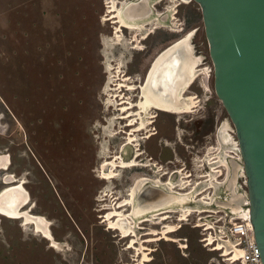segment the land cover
I'll list each match as a JSON object with an SVG mask.
<instances>
[{
  "label": "rangeland",
  "instance_id": "1",
  "mask_svg": "<svg viewBox=\"0 0 264 264\" xmlns=\"http://www.w3.org/2000/svg\"><path fill=\"white\" fill-rule=\"evenodd\" d=\"M109 1L0 0V154L9 160L7 168L0 170V191L22 182L29 200L21 209L43 216L59 243L54 249L31 223L0 214V264L137 263L142 254L132 258V248L127 253L129 237L107 229L99 205L112 206L121 191L120 201L123 197L127 201L124 191L132 179L152 176L160 166L167 173L162 179L177 181L185 175L186 190L192 191L208 186L210 161L217 159L216 168L221 169L218 159H240L233 125L214 91L202 18L192 20L191 10L201 16L197 3L149 0L154 11L162 14L158 17L162 25L152 21L156 27L149 23L139 31L121 29L119 38ZM121 1L114 0L115 5ZM190 30L194 53L203 57L201 66L208 68V90L197 78L185 93L197 96L194 107L178 114L152 110L151 123L134 132L137 110L133 105L139 85L156 56ZM222 126L234 138L235 148L219 142ZM150 130L157 133L146 138ZM134 134L138 146L130 140ZM127 142L131 144L123 146ZM134 148L139 149V162L148 166L120 169L121 179L112 182L98 178L95 170L100 159H121L120 152L128 159ZM7 174L14 180L4 183ZM108 186L114 198L97 201ZM216 187L214 183L195 195L211 192L224 200L227 188L220 184L213 192ZM237 187L246 191L243 178H238ZM187 205L194 208L184 220H178L182 209L175 205L166 210L170 217L162 224H140L134 246L143 244L148 248L143 252L151 258L143 264H216L230 255L218 244L213 250L200 240L212 229L216 237L223 224L222 219L216 220L232 213L214 203ZM165 224L177 228L159 234ZM160 236L165 237L148 241Z\"/></svg>",
  "mask_w": 264,
  "mask_h": 264
},
{
  "label": "water",
  "instance_id": "2",
  "mask_svg": "<svg viewBox=\"0 0 264 264\" xmlns=\"http://www.w3.org/2000/svg\"><path fill=\"white\" fill-rule=\"evenodd\" d=\"M145 1L131 0L128 5V13L134 5H145L136 21H147L154 13L149 0ZM193 1L201 12L214 91L231 120L240 155V159H229L243 171L238 178L244 179L246 191L239 210L252 225L264 264V0ZM175 196L146 183L136 202L151 211Z\"/></svg>",
  "mask_w": 264,
  "mask_h": 264
},
{
  "label": "bare ground",
  "instance_id": "3",
  "mask_svg": "<svg viewBox=\"0 0 264 264\" xmlns=\"http://www.w3.org/2000/svg\"><path fill=\"white\" fill-rule=\"evenodd\" d=\"M110 1L109 2L111 3V5L109 6V10L113 12L112 15L114 17L115 23H117L115 26V30H116V36L119 38H120L121 28H128L130 30L139 31L145 29V25L149 23H151L153 27H156L155 26L156 23H153L152 21H156L158 26L162 25V24L160 25L158 22L159 20L158 17H160L162 14L155 12L152 5H150V8H152V10L154 11L153 17L147 19V21H136L138 18L143 16L144 11L146 10L144 4L134 5L135 7H132L130 12L128 13L127 8L128 5H130L131 0H127V1L124 0L121 2H117L118 3L117 5H115L116 3L114 2V0H110ZM147 1L148 0H146L145 2ZM182 1L186 2L187 0H182ZM192 34L193 32L190 30L183 37L171 43L164 50H162L152 62L150 68L146 73L143 83L139 85V97L136 103L134 104V106H136L137 108L135 114H137V118L140 120V125L135 126L136 128L134 132L136 131V129L139 130V128L144 127V125L149 123V121L147 120L149 119L148 117L152 114L150 112V109L155 108L161 111H167L173 113L175 112L178 114L185 111H189L191 107L195 106L194 103H196V101L193 100L194 97L185 95V92L187 91L188 86L191 84L195 76L202 71L199 69V66L202 65L203 57L201 55L194 53L193 46L190 43V37L192 36ZM202 72H203L202 73L203 76L206 77L207 72H205V70ZM158 77H160L161 80ZM204 88L205 90L208 89L206 84L204 85ZM121 109L123 112L125 111L124 106ZM133 121H134L133 119L130 120V122ZM144 121H147V123H144ZM218 137H219L218 138L219 142L226 143L227 139L230 136L228 134L222 135V133L219 132ZM130 140L137 142L135 145L136 146L138 145L137 136L135 134L133 135V137L130 138ZM138 153L139 152L137 150L136 154ZM227 162L228 164L224 159H218V163H221L220 164L221 169L218 168L215 169L217 173L220 172L219 174H221V176L224 174V170L226 169V174H225L226 176L223 179V181L216 183L218 187L220 186V184L227 183L226 188L229 191V196L226 197L223 201L218 200L216 198L217 196L215 195V193L212 194L211 192L209 194H202L200 197H196L194 190L181 193L164 188L167 191L174 193L176 196L170 199L169 201H167L166 203L157 205L158 206L157 208L155 206L154 209L148 211L144 207H139L136 202V196L138 195L139 193L138 191H140L141 188L137 191L135 195L133 189L129 193V197L127 199V203L130 204L131 199L133 198V204H134L133 209L127 215L122 214L123 212L121 211L112 210L110 214L106 215V218L110 220L109 226L112 227L114 225L110 219L111 216H117L118 221H127L128 224L132 223L131 225L134 226V224L136 223V219L140 220L142 217H146L147 215L149 216L150 214H151L150 220L154 218H158L160 217V215L166 214V212H170L166 210L173 209L175 205L177 208L182 209V213L179 217V220L181 218L184 220L185 215L191 211L189 209L194 208V207L192 208V206L190 205H187L188 202H200L203 204L214 203L220 206L221 208H226L227 206H229L228 208L233 214L239 213L242 216L246 215L244 211L239 210L241 208L240 205L243 203L244 191L241 193L237 190V182H236L239 176H243L242 168L239 166H233L232 164L229 163L228 160ZM109 164L112 167H110V171L108 173L106 172L104 175L106 180L107 179L109 180L110 178L115 177L117 175V173H115L117 164L122 168L124 167L128 168L131 165L135 164V162L131 161L124 163L123 161L120 160L117 161V163H115V160H112L111 162L109 161ZM106 165H108V163H106ZM10 177L4 178V181L6 183L9 181L12 182ZM218 187H216L214 189L215 191L213 192H216V189ZM168 188L173 189L172 186ZM181 188L182 190H184L187 187L183 185ZM28 200H29L28 193L23 188L20 182L18 184L9 185L0 191V214L9 218H22L24 224L31 223L34 226V231L36 233L39 232L42 235V237L48 239V241L50 242V246L57 247L58 246L57 242L53 239L51 233L48 230L49 229L48 221L45 220L43 216L33 215L30 214L28 210L21 209L22 206L28 202ZM169 216H165V217H169ZM137 224H139V222ZM119 227L123 236L128 235L131 230V226L129 225L127 226L119 225ZM174 229L175 227H169L168 231L172 232L174 231ZM218 246L221 248V250L224 248L223 249L224 254L226 255L230 254L229 248L225 244L218 243ZM144 250L146 249L140 246V247H136L135 252L136 253L142 252V260L149 261L151 258L148 256L147 253L143 252Z\"/></svg>",
  "mask_w": 264,
  "mask_h": 264
},
{
  "label": "flooded vegetation",
  "instance_id": "4",
  "mask_svg": "<svg viewBox=\"0 0 264 264\" xmlns=\"http://www.w3.org/2000/svg\"><path fill=\"white\" fill-rule=\"evenodd\" d=\"M184 2V1H183ZM122 30L123 29H126L127 30V28H121ZM120 29V30H121ZM153 32V31H152ZM152 32H149L148 34H147V36L150 34V33H152ZM202 68V69H201ZM199 69L200 70H202V71H204L205 70V72H207L208 70H207V67H203V66H199ZM207 70V71H206ZM200 72L198 75H196L195 76V78L193 79V81L191 82V84L188 86V88H187V91H188V89H189V87L195 82V80L197 79V78H200L201 79V83H200V85H201V87L203 88V90H205V88H204V85L206 84L207 85V79L209 80V74L207 73V77H204L203 76V72ZM206 74V73H205ZM204 74V75H205ZM203 76V77H202ZM206 81V82H205ZM204 82V83H203ZM207 87H208V85H207ZM208 90V89H207ZM186 91V92H187ZM185 92V93H186ZM185 95H188V96H193L195 99L197 98V96H195V94L193 93V95L192 94H185ZM137 97H139V92H138V96ZM194 98H193V100H194ZM194 104H196V103H194ZM134 106V105H133ZM136 110H137V108H136ZM136 110H133L132 111V113L133 112H135ZM161 111V110H158V109H155V108H153V109H150V111ZM161 112H167V111H161ZM193 112V111H192ZM168 113H172V114H176L175 112L173 113V112H168ZM187 113V112H186ZM132 116V118L133 117H136L135 115L133 116V115H131ZM155 116V115H154ZM152 114L149 116V117H151V118H153L154 117ZM148 117V118H149ZM131 118V119H132ZM148 118H146V119H148ZM120 119V118H119ZM119 119H118V121H119ZM124 119V118H123ZM148 121V120H147ZM147 121H144V123H147ZM121 122V121H120ZM136 123H137V125L136 126H138L139 124H140V120L136 117ZM151 123V121L149 122V123H147V124H150ZM127 125V124H126ZM220 129H221V131H220V133H222V135H225V134H228L230 137L227 139V141H226V143L225 144H229V145H231V148L233 147L232 145H233V141H232V136H231V134L229 133V131H227V127L226 126H222V127H220ZM122 132H124V130L122 129ZM157 133V131H151L150 130V133H149V135L146 137V138H149V137H151V136H153V135H155ZM234 139V138H233ZM137 142H135L133 145L134 146H136L135 144H136ZM127 144H131V143H125L123 146H126ZM138 144H139V142H138ZM138 146V145H137ZM233 148H235V147H233ZM137 150H139L138 148H134V150L132 151V155L130 156V158H128V159H124V157H123V154L120 152V158L121 159H114L115 161H118V160H122L124 163H127V162H131V161H134L135 162V164H133V165H131L130 167H136V166H148L149 164H145V165H143L142 163H140L139 162V160H138V156H139V153L138 154H136V151ZM122 151H123V149H122ZM209 155V154H208ZM207 155V159H214V158H210L209 156ZM8 160V156L6 155V154H0V170H3V169H5V168H7V165H8V163H9V160ZM225 161H226V163L228 164V162H227V159H224ZM217 159H215L214 161L212 160V162L210 161V173L209 174H207V176L209 175V177H208V186H205L204 188H201V189H196L195 190V188L193 187L192 189L194 190V191H198L197 193H202V192H204V189L207 187V188H212L213 187V185H214V183L216 184V183H218V182H220V181H218L215 177H213V175H218V176H221V174H217V171L216 170H213V167L214 168H216L217 167ZM109 162V160H107V159H100V163H99V165L97 166V168H96V170L95 171H97V176H98V178L99 179H101V180H103V181H105L106 180V178H105V173L108 171V168L107 167H109L110 166V164L108 163ZM106 163H108V165H106ZM4 164V165H3ZM5 166V167H4ZM124 168H127V167H124ZM153 168H156L155 167V165L152 167V168H150V169H153ZM120 169H123L122 167H120L119 165H117L116 166V170L117 171H119V172H117V175L115 176V177H112V178H110V180H106L107 182H112L114 179H116V180H118V179H121L120 177H121V172L122 171H120ZM161 169H162V167L160 166V167H158L156 170H155V174H152V176H147V175H139V176H135L133 179H132V181H131V184L128 186V188L124 191V194L128 197L129 196V193L134 189V195L137 193V191L140 189V188H142L146 183H151V184H153V185H155V186H158V187H161V188H167V189H169V190H173V191H176V192H181V193H184V192H189V190H186V189H184V190H182V186L183 185H185L184 184V182L183 181H185L184 180V178H186L185 177V175L183 176L182 174H181V170L179 171V170H177V171H175V173L176 172H180V177H179V179L177 180V181H171V179L170 178H167V176H166V178H164V179H162V176H164V175H166L167 173L166 172H161ZM101 172H102V174H101ZM226 174V169L224 170V174L222 175V177H224L225 178V175ZM11 175H9V174H7V175H5V177L4 178H9ZM142 177V178H141ZM11 178V181H13L14 179H13V177L11 176L10 177ZM142 180V181H141ZM152 180V181H151ZM135 181V182H134ZM221 181H223V180H221ZM3 182L4 183H6L5 181H4V179H3ZM10 182V181H9ZM9 182H7V183H9ZM210 183V184H209ZM21 185H22V182H21ZM222 185V184H221ZM223 185H225V187H226V183H223ZM173 187V189H170V188H168V187ZM186 187L187 186H189V185H185ZM177 189V190H176ZM166 190V189H165ZM179 190V191H178ZM139 192V191H138ZM117 195L118 196H115V198H114V195H113V192L110 190V188H109V186H108V188L107 187H105L103 190H101L100 191V194L97 196V201H100V200H106L107 198H106V196H110L109 198H114V200H113V204H112V206H110V205H107V204H102V205H99L100 206V208H99V210H101V211H103V214L101 215V221L102 222H104L105 223V225L107 226V229H109V230H112L113 232H115L118 236H120V237H129L128 238V245H127V247H126V250H127V253L130 251V249L132 248L133 250H134V254H132L131 255V257L132 258H134V257H136L137 256V254H139V253H136L135 252V250H136V247H144V249H146V250H148V248L147 247H145L143 244L141 245H139V246H134L135 245V243H137V241H138V230L139 229H142V227H141V225L140 224H142L143 222H150V223H152V224H158V223H160V224H162L163 223V221H165L168 217H165V216H169V214H163V215H160V217H158V218H154V219H152V220H150V216H151V214L148 216H146V217H142L140 220H138V219H136V223L134 224V226H132L131 224L132 223H127V221H118V219H117V216H111L110 217V219H111V221L113 222V224L116 226H109L110 224H109V221L110 220H108L107 218H106V215H108V214H110L111 212H112V210H118V211H121V212H123V214L124 215H127V214H129L130 212H131V210L133 209V206H134V204H133V198L131 199V203L130 204H128L127 203V201H126V199H124V197H123V199H122V201H120V197H121V195H122V191L121 192H117ZM228 196H229V193H228ZM227 196V197H228ZM122 203H124V204H122ZM120 205H122V206H120ZM119 206V207H118ZM127 207V208H126ZM116 208V209H115ZM160 212H162V211H160ZM2 215V214H1ZM179 215H181V213L179 214ZM170 217V216H169ZM179 217L180 216H178V220H179ZM106 218V219H105ZM162 218V219H161ZM166 218V219H165ZM160 219V220H159ZM182 219V218H181ZM138 220V221H137ZM22 221H23V219H22ZM155 221H157V222H155ZM160 221V222H159ZM118 222V223H117ZM139 222V224H137ZM137 224V225H136ZM119 225H121V226H127V225H129V226H131V230H130V232H129V234L128 235H126V236H123L122 235V233H121V230H120V227H119ZM166 226V227H165ZM169 227H170V225L168 224V225H163L162 226V230L159 232V234H161V233H163L162 235H165V233L167 234V233H169V231H168V229H169ZM175 227V226H174ZM33 228H34V226H33ZM177 227H175V229H176ZM174 229V230H175ZM165 230V231H164ZM156 231H150V233H152V234H156L155 233ZM37 233H39V232H37ZM40 234V233H39ZM42 236V235H41ZM156 236H158V235H156ZM163 237H165V236H160V237H156V238H153L152 240H158L159 238H163ZM131 241V242H130ZM148 241H151V239H149ZM57 242V241H56ZM57 244H58V248H59V243L57 242ZM51 247H53V246H51ZM57 247H53L54 249H58ZM213 249H215V248H213ZM145 252V251H144ZM147 254H149V252L147 251L146 252ZM140 254H142L141 252H140ZM141 259H142V257L140 258V260H138V262L137 263H134V264H143L144 262H146V261H141ZM134 260H136V258L134 259ZM125 264H130V263H125Z\"/></svg>",
  "mask_w": 264,
  "mask_h": 264
},
{
  "label": "built area",
  "instance_id": "5",
  "mask_svg": "<svg viewBox=\"0 0 264 264\" xmlns=\"http://www.w3.org/2000/svg\"><path fill=\"white\" fill-rule=\"evenodd\" d=\"M221 219L223 224L217 229L218 235L215 237L216 232L212 229V231L208 232V235L200 240L203 242L204 247L211 245L210 248L213 249L220 243L225 244L229 248L230 255L225 257L220 252L223 258L216 264H263L260 248L247 217L225 213L223 217L221 216L216 221ZM220 234L223 236L221 237ZM181 241L184 242L182 248H186V239L182 238Z\"/></svg>",
  "mask_w": 264,
  "mask_h": 264
},
{
  "label": "trees",
  "instance_id": "6",
  "mask_svg": "<svg viewBox=\"0 0 264 264\" xmlns=\"http://www.w3.org/2000/svg\"><path fill=\"white\" fill-rule=\"evenodd\" d=\"M191 14L193 15V19L192 20H195V19L201 17L200 14L197 13L196 11H194V10H191Z\"/></svg>",
  "mask_w": 264,
  "mask_h": 264
}]
</instances>
